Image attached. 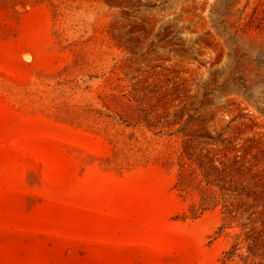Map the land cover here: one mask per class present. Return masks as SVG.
Segmentation results:
<instances>
[{"label": "rangeland", "instance_id": "rangeland-1", "mask_svg": "<svg viewBox=\"0 0 264 264\" xmlns=\"http://www.w3.org/2000/svg\"><path fill=\"white\" fill-rule=\"evenodd\" d=\"M261 219L264 0H0V264H254Z\"/></svg>", "mask_w": 264, "mask_h": 264}, {"label": "trees", "instance_id": "trees-1", "mask_svg": "<svg viewBox=\"0 0 264 264\" xmlns=\"http://www.w3.org/2000/svg\"><path fill=\"white\" fill-rule=\"evenodd\" d=\"M198 161L196 167L191 171V175L199 178L200 183L204 182L206 188L209 190L211 189L213 192L216 190L213 189L214 187L218 188L220 191H237V189H234L236 185L239 184V180L234 176L235 173L240 174L237 159L231 163L232 166H229L230 164L226 163L223 158L218 157L215 153L211 154L208 150L206 153L199 156ZM257 186L258 183L254 182L253 187L255 188ZM246 194L249 197L253 194V200L255 201L262 199L261 192H257V189L255 191L250 190L246 192ZM238 206H240V204ZM234 210L235 209L228 208L226 218L231 219L236 216L234 215ZM256 213V210L252 211L248 218ZM257 221H259L260 224H255ZM257 221L248 227L244 235L242 233H236V242L225 252L227 259H232L239 249L245 247L246 257L251 258L254 264H264V219ZM242 236H244L243 239L238 241Z\"/></svg>", "mask_w": 264, "mask_h": 264}]
</instances>
